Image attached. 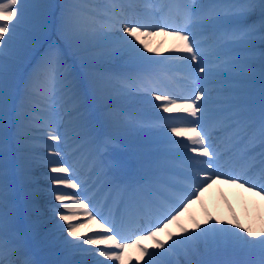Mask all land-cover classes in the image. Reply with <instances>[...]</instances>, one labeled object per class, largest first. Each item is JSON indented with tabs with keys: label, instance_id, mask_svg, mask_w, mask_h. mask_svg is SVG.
<instances>
[{
	"label": "snow or ice",
	"instance_id": "snow-or-ice-1",
	"mask_svg": "<svg viewBox=\"0 0 264 264\" xmlns=\"http://www.w3.org/2000/svg\"><path fill=\"white\" fill-rule=\"evenodd\" d=\"M26 6L25 0H0V57L6 55L16 28L24 24ZM128 6H133L132 0H129ZM147 7L148 19L127 20L124 18L123 3L117 4L115 0L104 11H100L93 0H65L54 23L59 38L79 54L82 62L91 63L106 55L109 59L127 56L133 62L155 60L157 63H179L182 66L183 86L179 92L174 90L173 77H168L169 83L161 87L155 86L160 83L159 80L154 81L152 87H147L143 81L134 86L146 88L154 97V107L170 114L163 117L169 122L165 127L182 138L172 143L184 150L191 162L188 168L191 175L176 183L161 181L158 187L133 201L131 207L137 220L134 225L123 217L119 224L103 217L96 209L89 208L78 194H61L59 188L51 189L56 193L55 201L59 202L53 212L63 221L62 224L58 222L57 227L67 232L64 239L66 247L62 249L64 258L55 264H108L109 260L113 264L116 261L122 264L123 252L130 245L141 250L142 258L147 257L144 264H221L194 259L202 254L201 243L207 247L210 238L216 243L215 250L259 257L258 261H229L225 264H264V231L254 232L238 222L234 225L219 222V226L218 222H213L207 228L197 224L196 229H182L180 233L170 234L168 240L171 243L156 238L157 232L176 220L192 199L198 198V194L215 180L246 187L264 197V88L261 89L258 105L248 103L239 106L233 98H227L215 101L219 106L210 108L212 93L225 89L208 87L216 83L213 77L229 66L246 65L249 57L233 55L237 49L232 46H250L256 40L264 44V0H230L228 3L147 0ZM209 28L213 29L212 43L204 35ZM46 30L44 22L30 27L24 36L21 52L37 53L39 58L16 103L12 102L3 74L5 65L0 60V205L7 200L11 175H18L22 184L28 182L23 157L25 130L42 125L47 129L48 139L59 142L61 136L57 134V129L61 113L68 105L75 108L80 102L71 79V69L63 61L59 46L49 43L40 52ZM116 32L121 35L116 36ZM154 32L170 33L175 37L176 46L169 52L177 55L159 60L147 55L154 50L148 48L140 37ZM108 45L114 46L106 53L96 51ZM212 56L218 58L216 63L210 61ZM221 56L224 58L220 59ZM260 56L264 62V50ZM108 79V74L90 73V87L95 97L103 98ZM213 140L218 143L214 144ZM14 145L18 155L15 167L10 168L9 156ZM52 154L57 155L55 151ZM49 162L58 165L50 170L57 174L49 176L52 184L73 190L80 188L78 182L67 178L72 171L69 166L60 161ZM78 213H85L89 220H96L107 235L79 233ZM98 216L103 223L97 220ZM140 220L144 221L143 225L138 222ZM204 223L207 225L209 221ZM130 227L139 232L134 239L125 234V229ZM145 236L154 241L151 250L141 243ZM20 239L15 233L9 237L0 214V264H37L29 257L13 259L20 251ZM84 245L96 247L85 248ZM100 245L104 248H99ZM77 253L92 254L94 258L92 261H73L71 257ZM97 255L108 259L99 260ZM171 257L176 259L173 261Z\"/></svg>",
	"mask_w": 264,
	"mask_h": 264
},
{
	"label": "bare ground",
	"instance_id": "bare-ground-1",
	"mask_svg": "<svg viewBox=\"0 0 264 264\" xmlns=\"http://www.w3.org/2000/svg\"><path fill=\"white\" fill-rule=\"evenodd\" d=\"M64 2L65 0H25L27 6L24 8V24L16 28V35L8 44L6 55L0 57L5 65L3 74L11 92L12 102L16 103L22 93L19 94L18 91L23 90L27 77L17 76L16 79H12L16 73L8 65L11 61L21 59V64L32 71L38 54L21 52L24 36L30 27L46 22L47 30L44 33L40 52L49 43L54 42L59 46L63 61L71 69V79L80 98L78 106L74 108L68 105L61 113L62 119L58 121L57 129V134L61 136L59 142L49 140L47 129L42 125L31 126L25 130L26 148L23 157L28 182L22 184L18 175H11L7 200L0 205V214L3 215L5 230L9 237L11 238L15 233L21 238L18 241L21 244L20 251L13 259L23 260L29 257L37 264H55L64 258L62 249L66 247L64 239L67 237V232L57 227L58 222L61 224V221L53 212V208L57 207L59 202L55 201L56 193L51 189L59 188L61 194H78L89 208L96 209L103 217L114 220L117 224L123 217L134 225L137 220L131 207L133 201L139 199L145 192L158 187L161 181L176 183L191 175L188 171L191 162L184 154V150L172 143L173 140L182 138L176 137L165 127L169 122L163 117L170 114L154 107V97H151L146 88L134 86L143 81L144 85L152 87L153 82L159 80L160 83L155 86L161 87L169 83L168 77H173L174 90L179 92L183 86L182 66L179 63H157L155 60L133 62L127 56L109 59L106 55L91 63L82 62L79 54L68 47L56 31L54 21L59 16L60 7ZM115 2L123 3L126 13L124 18L127 20L149 18L147 0H132V7L128 6L129 0H115ZM205 2L228 3L230 0H205ZM93 3L99 5L100 11H104L111 7L113 0H93ZM45 5L51 7L45 8ZM212 32L213 29L209 28L204 34L210 38L209 43L213 42ZM115 35L119 36L121 33L116 32ZM140 39L148 48L154 50L146 54L155 57L156 60L177 55L169 52L177 43L170 33L166 35L154 32L152 35H143ZM112 46L114 45L101 46L96 51L104 54ZM232 47L237 49L233 55L247 56L249 59L246 65L229 66L220 75L213 77L216 83L208 87L225 89V91L212 93L213 103L209 105L210 108L219 106L215 101L227 98H233V102L239 106L248 103L259 104L261 89L264 88V77H262L264 62L260 56L264 44L256 40L250 46ZM209 59L212 63H216L218 58L212 56ZM97 72L110 76L105 84L103 98L95 97L90 87V73ZM213 143L218 142L213 140ZM53 151L57 155H53ZM17 155L18 153L10 154V168L15 167ZM49 161H60L65 166H69L72 171L67 178L78 182L80 188L73 190L52 184L49 176L57 174L51 173L50 170L58 165ZM131 172H135L139 177L132 190L115 183L117 176ZM25 193L28 194L27 198ZM60 210L63 211V208ZM210 217L214 219L210 220ZM76 219L81 224L79 233L107 235L96 220L88 219L87 214L78 213ZM97 220L104 222L100 216ZM206 220L209 221L207 225L204 223ZM138 222L144 224L142 220ZM213 222H218V226L219 222L225 224L231 222L232 225L238 222L254 232H262L264 231V197L250 192L246 187L229 184L224 180H215L198 194V198L192 199L176 220L157 232L156 238L161 241L164 238L171 243L168 237L172 228L176 234L182 229H196L197 224L201 228H207ZM125 234L134 239L135 234L139 232L134 227H130L125 229ZM141 243L151 250L154 241L145 236ZM84 247L96 246L84 245ZM98 247L104 248L103 245ZM215 249L216 243L210 238L207 247L201 243L202 254L194 259L221 262V264L259 259L254 254L233 255L223 249ZM73 256L78 261H92L94 258L92 254L77 253ZM137 256L140 264H144L147 258L144 259L145 256L142 258L141 250L137 246L130 245L123 252L122 264H136ZM96 258L108 259L98 255ZM171 259L174 261L176 257ZM108 264L113 262L109 260ZM114 264L121 262L116 261Z\"/></svg>",
	"mask_w": 264,
	"mask_h": 264
},
{
	"label": "rangeland",
	"instance_id": "rangeland-1",
	"mask_svg": "<svg viewBox=\"0 0 264 264\" xmlns=\"http://www.w3.org/2000/svg\"><path fill=\"white\" fill-rule=\"evenodd\" d=\"M23 58V57H22ZM26 59V58H25ZM22 60L20 59H17L16 61H11V64H9L8 66L9 67H12V71L15 72V76L12 78V79H16L17 76H20L21 75V69L24 67L22 64H21ZM6 82V81H5ZM40 178V177H39ZM57 216V215H56ZM63 223V221H61V224ZM61 230V228H60ZM171 235H174V232H173V228L171 229V232H170ZM162 241H166L164 238H162ZM147 257L145 256L144 259H146Z\"/></svg>",
	"mask_w": 264,
	"mask_h": 264
}]
</instances>
